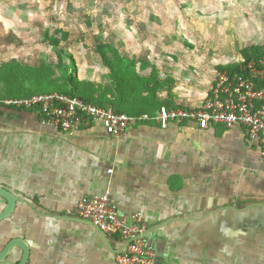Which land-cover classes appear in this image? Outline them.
Instances as JSON below:
<instances>
[{
    "label": "crops",
    "instance_id": "obj_1",
    "mask_svg": "<svg viewBox=\"0 0 264 264\" xmlns=\"http://www.w3.org/2000/svg\"><path fill=\"white\" fill-rule=\"evenodd\" d=\"M99 70L77 80L90 101L132 116L165 105L161 92L119 98ZM0 187L18 198L0 222V249L21 239L26 264H116L121 241L74 214L82 197L105 193L119 214L143 217L153 264H264V148L240 125L150 120L116 139L99 123L63 134L35 110H0ZM20 255L15 248L11 263Z\"/></svg>",
    "mask_w": 264,
    "mask_h": 264
},
{
    "label": "rangeland",
    "instance_id": "obj_2",
    "mask_svg": "<svg viewBox=\"0 0 264 264\" xmlns=\"http://www.w3.org/2000/svg\"><path fill=\"white\" fill-rule=\"evenodd\" d=\"M245 59L264 62V0H0L1 90L15 75L38 92L130 65L157 71L159 104L192 109Z\"/></svg>",
    "mask_w": 264,
    "mask_h": 264
},
{
    "label": "built area",
    "instance_id": "obj_3",
    "mask_svg": "<svg viewBox=\"0 0 264 264\" xmlns=\"http://www.w3.org/2000/svg\"><path fill=\"white\" fill-rule=\"evenodd\" d=\"M264 62L241 64L238 71H219L200 107L169 108L132 116L103 108L57 91L22 97L0 98V110H35L46 123L63 134H73L99 123L107 135L126 139L129 128L140 122L155 121L161 128L171 122H195L200 129L211 125L231 128L243 126L248 139L264 148ZM74 214L106 236L119 239L123 248L115 255L116 264H153L154 253L147 246V224L138 213L119 214L116 201L108 193L84 196L74 205Z\"/></svg>",
    "mask_w": 264,
    "mask_h": 264
},
{
    "label": "trees",
    "instance_id": "obj_4",
    "mask_svg": "<svg viewBox=\"0 0 264 264\" xmlns=\"http://www.w3.org/2000/svg\"><path fill=\"white\" fill-rule=\"evenodd\" d=\"M72 60L73 59L70 57L71 62H72ZM249 61H250L249 59H245V63H248ZM106 64L109 65V63H106ZM127 67H130V65L129 66L126 65L125 67H123L124 69L123 68L119 69L117 72L110 70V68L108 67L109 72H110L109 78L111 79L112 82H114V84L116 85V88H118L117 92H118L119 98H122L123 100H125L128 98V96L130 94H132V91L139 90V89L142 92H145L151 99L156 98V94L158 92L157 88L159 85L157 71L153 68L151 76L149 78L148 77L142 78V77H139V75L137 73L133 74L132 71L128 72L126 70ZM226 70H228L229 73H234V72L238 71V66H235L233 68H229ZM19 71L20 70L16 68L17 74L19 73ZM134 81L137 84H134L133 83ZM1 82H3L2 78H1ZM34 82H36L34 79L33 80H31L30 78L22 79L19 75L18 76L15 75L9 84L6 83L9 86L4 87V90H6L9 93L12 91H15V92H17V91L22 92L23 91L25 94H21L19 96H11V94L7 93V94H5V96L0 97V98H5V97L15 98V97H22V96H30V95L37 94V93L57 91L60 93H64V94H68L71 96L78 97L85 102L92 103V104H95V105L103 107V108L110 107L116 112H123V111L118 110L117 108L113 107L112 105H109V104L104 103V102H93V101H90L85 96H83L78 91L79 89H78L77 79H74V81L72 82V84H70V86L69 85L67 86L66 83L63 85H57L56 87H52L50 89H48L49 86H48V88H46V86H38L37 87V89L39 90L38 92L31 91V89H29L27 86V85L34 86V84H35ZM127 85H131L132 87H128ZM257 85H258V87L264 89V81L259 82ZM159 106H161V105H159ZM165 106H167L169 108H174V106H170V105H165ZM123 113H125V112H123ZM148 113L149 112L141 113V114H148ZM126 114H128V113H126Z\"/></svg>",
    "mask_w": 264,
    "mask_h": 264
},
{
    "label": "water",
    "instance_id": "obj_5",
    "mask_svg": "<svg viewBox=\"0 0 264 264\" xmlns=\"http://www.w3.org/2000/svg\"><path fill=\"white\" fill-rule=\"evenodd\" d=\"M0 198L4 199L5 201V206L0 211L1 222L11 215L14 210L15 204L18 201V198H16L11 191L3 187H0ZM15 248L20 250L21 255L18 261H16L15 263H11V257ZM27 260L28 248L21 239H10L0 249V264H26Z\"/></svg>",
    "mask_w": 264,
    "mask_h": 264
}]
</instances>
